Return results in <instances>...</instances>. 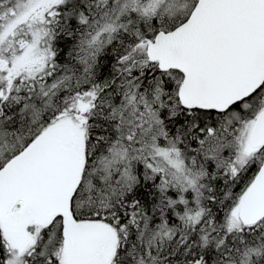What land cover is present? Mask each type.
I'll use <instances>...</instances> for the list:
<instances>
[{"label": "snow or ice", "instance_id": "snow-or-ice-1", "mask_svg": "<svg viewBox=\"0 0 264 264\" xmlns=\"http://www.w3.org/2000/svg\"><path fill=\"white\" fill-rule=\"evenodd\" d=\"M0 264H264V0H0Z\"/></svg>", "mask_w": 264, "mask_h": 264}]
</instances>
